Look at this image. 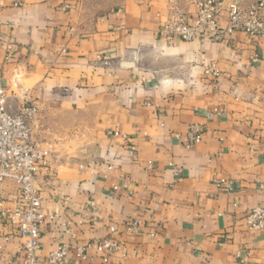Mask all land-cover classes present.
I'll return each instance as SVG.
<instances>
[{"label": "crops", "instance_id": "0c3cea01", "mask_svg": "<svg viewBox=\"0 0 264 264\" xmlns=\"http://www.w3.org/2000/svg\"><path fill=\"white\" fill-rule=\"evenodd\" d=\"M167 13L168 0H0V75L40 106L34 138L58 159L37 178L54 216L42 264L56 245L102 237L125 256L103 263L92 246L68 264H264V228L245 222L264 204V35L169 38ZM191 123L205 132L187 149ZM0 194L14 200L15 182ZM0 230L16 254L15 227Z\"/></svg>", "mask_w": 264, "mask_h": 264}, {"label": "built area", "instance_id": "2783aa9c", "mask_svg": "<svg viewBox=\"0 0 264 264\" xmlns=\"http://www.w3.org/2000/svg\"><path fill=\"white\" fill-rule=\"evenodd\" d=\"M194 7V17L190 20L189 7ZM225 12V28L218 26V15ZM243 32L251 36L264 35V0H168V13L159 29L166 37L191 41L208 36L219 41L225 33ZM64 51V49H62ZM9 55V54H8ZM205 74L218 76L212 65L204 70ZM38 113V105L27 93L10 95L0 75V187L6 180H12L17 186L14 200H8L0 194V225L7 223L15 227L20 247L16 254L6 255L2 243L9 241L5 234L0 241V264H42L38 256L40 230L54 216L47 215L42 209V195L37 182L38 174L52 166L54 151L49 145L42 148L33 135V123ZM205 126L200 123L189 124L186 131L185 148H192L200 142ZM218 185L233 190L230 180L220 179ZM248 229L264 228V204L252 207L245 216ZM56 223L68 226L70 223ZM138 221L127 227L132 230ZM1 231V230H0ZM112 233L116 232L110 227ZM94 246L101 254L100 260L108 263L111 256L122 252L120 242L113 237H102L90 241L85 246L62 243L54 246L45 256L50 264H68L72 261L70 253L75 250L78 259H87L86 249Z\"/></svg>", "mask_w": 264, "mask_h": 264}, {"label": "rangeland", "instance_id": "374dc122", "mask_svg": "<svg viewBox=\"0 0 264 264\" xmlns=\"http://www.w3.org/2000/svg\"><path fill=\"white\" fill-rule=\"evenodd\" d=\"M39 108H40V106H38V112H39ZM37 115H38V113H37ZM37 115H36V118H37ZM36 118H35V120H36ZM35 120H34V123H35Z\"/></svg>", "mask_w": 264, "mask_h": 264}]
</instances>
